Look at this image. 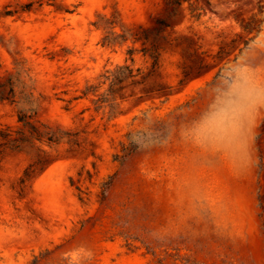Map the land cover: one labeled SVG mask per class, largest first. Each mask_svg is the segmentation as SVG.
I'll use <instances>...</instances> for the list:
<instances>
[{"label":"rangeland","instance_id":"374dc122","mask_svg":"<svg viewBox=\"0 0 264 264\" xmlns=\"http://www.w3.org/2000/svg\"><path fill=\"white\" fill-rule=\"evenodd\" d=\"M32 1L0 0V264H264V0Z\"/></svg>","mask_w":264,"mask_h":264},{"label":"trees","instance_id":"16d2710c","mask_svg":"<svg viewBox=\"0 0 264 264\" xmlns=\"http://www.w3.org/2000/svg\"><path fill=\"white\" fill-rule=\"evenodd\" d=\"M52 0H36V1H32V2H29L27 4H25L24 6H22V11H31L32 7L34 4L37 5V7H41L43 4H47L49 5L50 2ZM180 3L177 1V0H168L167 1V7H171V13H175V9L174 7L179 5ZM11 11H7L6 14L7 15H11ZM157 29H156V32L159 33L163 28H166L168 27L169 25L164 21V20H157ZM129 54H132V52H129ZM154 58V61H153V66L156 65V58L155 56H153ZM137 76V74H135L133 72V69L130 68L129 66H121L119 67V71H117L115 74H113L112 76V80H111V86H114V85H118V84H121L122 82L128 80V79H131L133 80L135 77ZM9 92L11 93L12 92V88H10ZM6 95H5V92H4V89H3V85L0 84V100H4L6 99ZM12 102H14V100H12ZM27 116L25 114H21L19 116V121H23L24 123H27ZM159 264H162L160 261H158Z\"/></svg>","mask_w":264,"mask_h":264}]
</instances>
